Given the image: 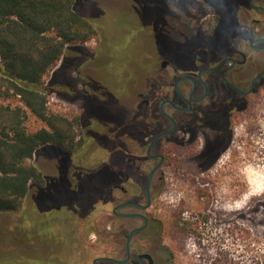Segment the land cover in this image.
Returning <instances> with one entry per match:
<instances>
[{
    "label": "flooded vegetation",
    "instance_id": "obj_1",
    "mask_svg": "<svg viewBox=\"0 0 264 264\" xmlns=\"http://www.w3.org/2000/svg\"><path fill=\"white\" fill-rule=\"evenodd\" d=\"M157 3L155 26L150 27L149 21L144 26L151 28L160 47L156 54L145 55L149 57L142 73L132 79L125 98L100 82L93 88L86 78L79 91L64 83L60 96L70 103L82 101L77 115L64 116L69 122L76 118L66 144L80 145L71 152L54 145L60 153L51 160L63 165L65 187H53L54 173L42 174L43 188L34 186L42 195L39 199L49 193L56 197L40 201L41 210L53 219L48 214L52 209L57 211L74 199L79 207V186H85L93 200L96 183L101 182L100 192L107 195L108 205L98 219L93 213L86 221L55 217L46 264L64 260L70 239L60 228L68 223L77 239L73 249L86 244V252H78L81 264H175L164 223L151 213L155 196L166 189L168 179L188 185L192 193L205 195V222H209L214 180L227 177L236 159L241 164L254 160V140L264 119V0ZM71 51L81 50H67L68 54ZM64 57L66 62L69 55ZM104 110L110 114L103 115ZM236 137L240 151L233 149ZM84 151L94 154V159L81 162ZM225 155L219 172L218 163ZM150 175V203L143 209ZM75 178L78 181L72 184ZM123 204L129 205L116 209ZM35 205L39 204L35 201ZM181 217L186 219L183 213ZM242 219L239 215L236 222ZM237 240L243 238L238 235ZM41 241L39 245L45 246ZM226 260L220 264H227Z\"/></svg>",
    "mask_w": 264,
    "mask_h": 264
},
{
    "label": "rangeland",
    "instance_id": "obj_2",
    "mask_svg": "<svg viewBox=\"0 0 264 264\" xmlns=\"http://www.w3.org/2000/svg\"><path fill=\"white\" fill-rule=\"evenodd\" d=\"M157 1L152 4L148 0H75V10L92 22L96 33L90 41L74 46L81 50L77 54L65 51L61 60L45 76L44 83L49 89L46 95L49 111L69 115L70 118L77 115L82 101L77 98L70 103L60 95L65 90L64 83L70 82L79 91L85 78L93 88L96 82H114L122 92L110 87L109 90L125 98L132 86V78L141 75L144 60L156 54L160 47L156 36L151 34V28L144 26L147 21L150 27L155 26ZM146 54L149 56L145 57ZM65 55L69 57L63 67ZM72 57L80 60L78 64ZM3 103L12 106L20 104L13 97L3 100ZM108 114V110L103 111V115ZM261 117L264 118V115ZM29 125L33 129L43 126L33 118L29 119ZM259 129V135L254 140V160L241 164L240 159H236L228 168L227 177L214 180L215 185L209 194L212 209L209 222H205V195L192 193L188 185L168 179L166 189L155 196L151 213L164 223L168 237L166 242L173 252L175 264H220L222 260L225 262L226 256L227 264H264V119H261ZM232 145L234 150L240 151L238 137ZM91 149L93 147L88 151ZM59 153L54 145H44L36 150L30 161L45 177L54 173L53 187H65L61 180L63 165L51 160ZM94 157V154L84 151L80 161L90 162ZM226 160L225 155L218 163L219 172H223ZM76 180L70 182L74 184ZM53 194L39 199L42 195H38L36 187L31 186L18 212L0 213V264L47 263V244L57 212L55 209L50 213L48 211L49 217H53L49 219L41 210L40 201H54L56 196ZM35 201L40 206H36ZM180 211L187 221L194 223L188 225L189 230L184 233H179L175 225ZM239 215L243 219L237 223ZM238 235L243 240L238 241ZM41 240H44L45 246L39 245L43 242ZM93 240L94 237L90 236L89 241ZM76 249L68 246L64 250V260L81 264L78 257L80 250Z\"/></svg>",
    "mask_w": 264,
    "mask_h": 264
},
{
    "label": "trees",
    "instance_id": "obj_3",
    "mask_svg": "<svg viewBox=\"0 0 264 264\" xmlns=\"http://www.w3.org/2000/svg\"><path fill=\"white\" fill-rule=\"evenodd\" d=\"M74 4L75 0H0V213L21 209L31 186L43 188L45 179L30 162L39 147L53 144L62 151L71 152L80 145L71 141L67 146V137L76 118L69 122L63 115L48 110L46 95L49 89L44 83L45 76L65 51L76 49L75 45L84 44L95 36L92 22L77 12ZM64 63L63 60L62 65ZM100 83L108 89L121 91L114 82ZM11 97L17 98L20 104L3 103ZM31 118L43 126L33 129L29 125ZM102 183L101 186L96 183L98 192L93 200L85 186L80 185L77 194L80 206L74 199L70 205L60 206L56 217L67 222L86 221L93 213L98 219L100 211L108 205L107 195L100 192ZM175 219L179 233L188 231V225L194 224L183 220L181 211ZM60 229L70 239L66 245L73 249L77 239L72 225L68 223ZM104 238L100 236L98 242ZM84 245L86 247L85 243H79V250L86 252ZM61 262L72 264L62 259L54 260L53 264Z\"/></svg>",
    "mask_w": 264,
    "mask_h": 264
},
{
    "label": "water",
    "instance_id": "obj_4",
    "mask_svg": "<svg viewBox=\"0 0 264 264\" xmlns=\"http://www.w3.org/2000/svg\"><path fill=\"white\" fill-rule=\"evenodd\" d=\"M150 178H151V175L149 176V178H148V183H147V186H146V204H145V206H142L141 208H147L148 206H149V203H150V195H149V191H148V186H149V182H150ZM125 205H129V204H123V205H120V206H118V207H116V209H120V208H122V207H124ZM119 216H125V217H129V216H131V215H124V214H118ZM100 260H102V259H100Z\"/></svg>",
    "mask_w": 264,
    "mask_h": 264
}]
</instances>
